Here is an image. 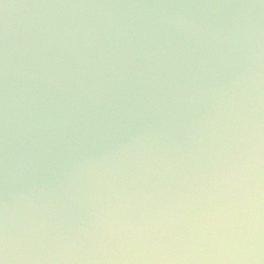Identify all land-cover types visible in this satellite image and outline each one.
Masks as SVG:
<instances>
[{"label": "water", "instance_id": "water-1", "mask_svg": "<svg viewBox=\"0 0 264 264\" xmlns=\"http://www.w3.org/2000/svg\"><path fill=\"white\" fill-rule=\"evenodd\" d=\"M0 264H264V0H0Z\"/></svg>", "mask_w": 264, "mask_h": 264}]
</instances>
